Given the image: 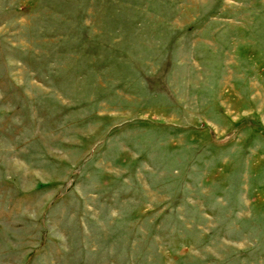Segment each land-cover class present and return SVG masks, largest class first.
Wrapping results in <instances>:
<instances>
[{"label":"rangeland","instance_id":"374dc122","mask_svg":"<svg viewBox=\"0 0 264 264\" xmlns=\"http://www.w3.org/2000/svg\"><path fill=\"white\" fill-rule=\"evenodd\" d=\"M0 264H264V0H0Z\"/></svg>","mask_w":264,"mask_h":264}]
</instances>
